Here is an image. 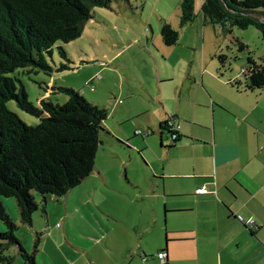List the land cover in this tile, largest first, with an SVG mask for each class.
I'll return each instance as SVG.
<instances>
[{
	"label": "crops",
	"instance_id": "0c3cea01",
	"mask_svg": "<svg viewBox=\"0 0 264 264\" xmlns=\"http://www.w3.org/2000/svg\"><path fill=\"white\" fill-rule=\"evenodd\" d=\"M163 22L168 21L161 19V26ZM186 25L179 22L180 28ZM222 72L218 60L213 68L204 66L196 72L189 71L191 84L180 95V104L172 113L181 125L177 143L164 147V138L171 137L161 123L169 114L165 113V120L160 122L161 158L165 161L161 171L157 168L161 182L139 189L143 193L140 196L119 194L111 169L96 161L94 171L78 185L82 190L68 196L72 188L59 199L50 196L59 201L58 214L64 225L57 223L61 230L51 234L57 233L55 244H39L36 263L150 264L156 259L142 248L158 226L157 208L164 202L170 240L158 254L166 250L168 264H264V88L246 89L243 76L226 78ZM157 77L171 78L161 71ZM236 79L241 85L231 83ZM53 86H47L41 98L48 97ZM159 97L164 98L163 93ZM188 104L196 109L186 117L190 121L182 124V108ZM199 123L203 131L197 130ZM177 149H184V153H177ZM165 176L176 177L166 180ZM132 185L140 188L135 181ZM201 187L207 191L198 193ZM67 196L71 200H66ZM147 201V219L129 223L124 207ZM91 210L100 226L81 230L73 216H86ZM239 215L244 222L253 219L254 227L241 222ZM45 216L49 217L48 211ZM115 233L120 236L116 238Z\"/></svg>",
	"mask_w": 264,
	"mask_h": 264
},
{
	"label": "rangeland",
	"instance_id": "374dc122",
	"mask_svg": "<svg viewBox=\"0 0 264 264\" xmlns=\"http://www.w3.org/2000/svg\"><path fill=\"white\" fill-rule=\"evenodd\" d=\"M181 1L117 0L110 8L96 7L93 18L85 22L80 37L68 44L60 43L73 61V70L47 74L44 71L19 69L15 73L24 85L29 100L36 105H39L41 97L46 94L47 86L57 83L63 87H73L82 92L89 101L108 110L105 125L109 133L101 134L102 143L96 161L111 169L119 186L115 191L119 194L140 196L143 193L139 189H146L149 183L162 181L159 180L160 174H157V168L161 171L165 163L161 158L163 148L159 124L165 120V113L172 115L180 104V95L188 91L191 84L189 71L196 72L204 66H217V60L212 58H216L219 53L229 57L227 69L222 72L226 78L236 74L242 76L249 56L264 64V35L260 29L253 25L240 28L228 24L222 28L208 19L205 21L202 11L204 0H195L194 22L180 28ZM252 17L264 22V9ZM161 19H166L179 30L180 38L176 45L166 46L162 42ZM237 38L246 45L245 50L239 49ZM48 60L52 65L63 62L56 47L53 56ZM159 71L171 78L159 80ZM161 93L164 97L162 99L159 97ZM50 99L63 104L68 97L62 92H55ZM8 107L28 125L39 122L37 117L21 110L14 100L8 102ZM182 109L183 118L180 117V122L186 124V121H190L186 117L192 115L196 108L188 104ZM139 129L143 132L147 130L149 134L144 132L143 136L135 135ZM197 130H204L202 124L197 125ZM171 144L172 141L165 137L164 147ZM176 152L184 153V149H177ZM165 177L168 178L166 180H174L172 178L176 176ZM134 181L140 188L133 187ZM82 188L78 186L72 189L68 196H74ZM68 196L66 200H71L72 197ZM2 199L8 214L19 226L15 232L17 238L29 252L33 251L38 234L40 244L56 243L57 233L52 236L51 234L61 230L57 223L64 225V220L58 214L57 199L48 197L49 217L41 209L36 211L32 226L21 224L16 198ZM37 199L41 201L40 196ZM73 206L71 204V208ZM124 209L129 223L139 218L145 220L149 215L148 201L125 206ZM157 209L158 226L144 240L142 248L148 256L155 257L156 260L150 264H163L158 259V251L164 249L166 240H170L166 233V230L170 232L168 208L162 202ZM73 221L81 230L100 226L92 210L86 216L77 213L73 216ZM6 230L5 223L0 220V232ZM117 233L116 238L120 236ZM67 244L69 245L68 242ZM8 252L14 256L15 264H24L17 246H11Z\"/></svg>",
	"mask_w": 264,
	"mask_h": 264
},
{
	"label": "trees",
	"instance_id": "16d2710c",
	"mask_svg": "<svg viewBox=\"0 0 264 264\" xmlns=\"http://www.w3.org/2000/svg\"><path fill=\"white\" fill-rule=\"evenodd\" d=\"M116 1L0 0V220L7 227L0 232L1 264H15L14 256L8 252L14 245L24 264H37L35 255L41 242L38 234L32 252L24 247L15 234L19 226L8 214L2 198H16L21 224L32 226L36 211L41 209L47 215L49 196H65L94 171L101 134L109 133L105 125L108 110L89 101L82 92L53 86L50 96L36 105L29 100L15 73L19 69L47 74L73 70V61L60 43L68 44L80 37L85 22L94 16V9L110 8ZM263 9L264 0H204L202 5L205 21L222 28L226 24L240 28L253 25L264 35V22L251 16ZM195 15V0H182L181 25L192 22ZM161 35L168 46L180 38L179 30L168 22L162 23ZM237 42L240 50L246 49L239 38ZM55 47L63 59L59 65L48 60ZM216 59L220 70L227 69V55L220 53ZM247 61L242 75L245 88L263 89L264 64L251 56ZM231 83L239 86L242 82L236 79ZM55 92L66 94L68 100L55 103L50 99ZM11 100L39 122L28 125L8 107ZM161 128L165 129L164 122Z\"/></svg>",
	"mask_w": 264,
	"mask_h": 264
},
{
	"label": "built area",
	"instance_id": "2783aa9c",
	"mask_svg": "<svg viewBox=\"0 0 264 264\" xmlns=\"http://www.w3.org/2000/svg\"><path fill=\"white\" fill-rule=\"evenodd\" d=\"M164 125L165 128L169 131L172 141L179 138L181 125L174 116L169 115L164 121ZM136 134L144 135V132L143 130L139 129L138 131H136ZM206 191H207L206 187H201L197 190L198 193H204ZM237 217L241 222H244V218L242 216L239 215ZM244 224H246L248 227H254L255 221L253 219H249L246 222H244ZM158 257L164 263L166 261L167 253L162 251L158 254Z\"/></svg>",
	"mask_w": 264,
	"mask_h": 264
}]
</instances>
